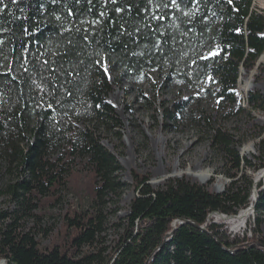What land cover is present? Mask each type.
Segmentation results:
<instances>
[{
  "label": "trees",
  "instance_id": "obj_1",
  "mask_svg": "<svg viewBox=\"0 0 264 264\" xmlns=\"http://www.w3.org/2000/svg\"><path fill=\"white\" fill-rule=\"evenodd\" d=\"M253 1L0 0V158L22 169L23 179L10 186L19 204L37 207L32 198L43 196L60 200L82 171L89 172L95 202L110 193L121 196L127 185L119 177L123 166L100 134L105 124L122 125L107 102L113 72L134 79L158 68L193 86L211 75L220 93L235 101L242 67L254 68L264 50V11H256ZM248 100L264 109L263 95ZM26 133L31 136L24 147ZM212 137L235 168L226 191L217 193L186 175L154 188L151 176L134 172L138 194L129 228L107 256L81 254L105 229L102 209H68L49 247L23 230L19 210H0V261L264 264V181L252 237L247 231L232 237L209 218L215 211L233 215L250 206L255 185L253 178L246 186L237 184L235 178L253 163L241 156L234 137L220 127Z\"/></svg>",
  "mask_w": 264,
  "mask_h": 264
},
{
  "label": "rangeland",
  "instance_id": "obj_2",
  "mask_svg": "<svg viewBox=\"0 0 264 264\" xmlns=\"http://www.w3.org/2000/svg\"><path fill=\"white\" fill-rule=\"evenodd\" d=\"M253 3L256 11H264V0H254ZM263 54L264 50L251 70L242 67L238 84L232 91L235 101L227 100L220 93L219 80L211 75L206 76L198 86H193L173 79L168 70L158 68L134 79H127L120 72L111 73L113 87L107 102L114 106L122 125L114 128L112 124H105L100 128V134L123 166L119 177L127 185L121 196L110 193L95 202L89 172L82 171L77 183L76 180L72 181L63 188L60 200L47 196L40 200L32 198L39 205L23 208L10 190V186L23 179L22 169L16 161L11 163L9 158L2 157L0 210L11 213L19 210L23 230H32L42 246L49 247L68 209H102L106 216L105 229L94 242L83 246L81 254L92 252L107 256L122 241L129 228L132 200L138 194L134 172L151 176L150 183L154 188L186 175L191 181L217 193L227 190L234 179L230 173L235 168L232 167L229 152L213 140V130L218 127L233 136L241 156L252 161L253 167H244L245 177L241 172L235 179H238V185L246 186L247 180L253 178L255 185L252 196L255 198V193L261 189L259 183L264 181V168L260 167L264 163V146L261 143L264 137V109L259 103H250L248 97L255 93L264 96ZM247 80H250L251 88L242 90ZM178 104H181L180 108ZM28 136L31 134L26 133L21 142L24 147L28 146ZM249 145L251 149L247 148ZM78 167L83 168L79 164ZM199 170H210L206 182L195 174ZM220 185L222 190L219 191ZM251 211L246 224L239 228L218 213H214L210 220L223 225L222 229H226L232 237L236 233L243 236L246 231L252 237L257 213L256 208ZM262 220L260 228L264 236V215Z\"/></svg>",
  "mask_w": 264,
  "mask_h": 264
},
{
  "label": "bare ground",
  "instance_id": "obj_3",
  "mask_svg": "<svg viewBox=\"0 0 264 264\" xmlns=\"http://www.w3.org/2000/svg\"><path fill=\"white\" fill-rule=\"evenodd\" d=\"M264 55V54H263ZM264 57V56H263ZM247 88H251V82L250 80H247V82H245V84L242 86V90H245ZM251 145L247 146V148L251 149ZM248 149V150H249ZM195 174L200 177L202 182H206L208 180V177H210V170H207V172L199 170V171H195ZM218 190H222V186H218ZM249 211H251L250 208H246L245 210H242L240 213L236 214V215H223V217L229 221L230 223H232L234 225V227L239 228L242 227L243 225L246 224V219L248 218V213ZM220 215V214H218ZM222 215V214H221ZM220 215V216H221Z\"/></svg>",
  "mask_w": 264,
  "mask_h": 264
},
{
  "label": "water",
  "instance_id": "obj_4",
  "mask_svg": "<svg viewBox=\"0 0 264 264\" xmlns=\"http://www.w3.org/2000/svg\"><path fill=\"white\" fill-rule=\"evenodd\" d=\"M259 194H258V192H256L255 193V198H253V200H254V202L249 206V208L252 210L253 208H255V205H256V203H257V200H258V198H259V196H258ZM252 212V211H251ZM214 213H218V214H222V215H225L226 216V213H224V212H219V211H215ZM214 213H211L210 215H209V218H211L212 217V215L214 214ZM229 216H231V215H229ZM193 223V222H192ZM193 224H195L196 226H197V224L196 223H193ZM174 231L175 230H173V231H171L170 233H168L167 234V240H169V238L170 237H172V236H174L173 234H174ZM0 264H4V262L2 261V262H0Z\"/></svg>",
  "mask_w": 264,
  "mask_h": 264
},
{
  "label": "built area",
  "instance_id": "obj_5",
  "mask_svg": "<svg viewBox=\"0 0 264 264\" xmlns=\"http://www.w3.org/2000/svg\"><path fill=\"white\" fill-rule=\"evenodd\" d=\"M2 261H3V262H4V264H5V260H1L0 262H2Z\"/></svg>",
  "mask_w": 264,
  "mask_h": 264
},
{
  "label": "snow or ice",
  "instance_id": "obj_6",
  "mask_svg": "<svg viewBox=\"0 0 264 264\" xmlns=\"http://www.w3.org/2000/svg\"><path fill=\"white\" fill-rule=\"evenodd\" d=\"M173 3H175V0H173Z\"/></svg>",
  "mask_w": 264,
  "mask_h": 264
}]
</instances>
